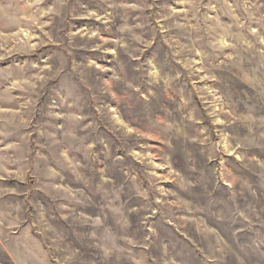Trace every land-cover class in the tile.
<instances>
[{"label":"rangeland","instance_id":"374dc122","mask_svg":"<svg viewBox=\"0 0 264 264\" xmlns=\"http://www.w3.org/2000/svg\"><path fill=\"white\" fill-rule=\"evenodd\" d=\"M0 264H264V0H0Z\"/></svg>","mask_w":264,"mask_h":264}]
</instances>
